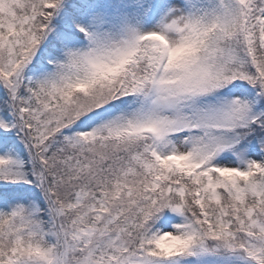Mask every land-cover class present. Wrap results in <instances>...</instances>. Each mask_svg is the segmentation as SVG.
<instances>
[{
  "label": "snow or ice",
  "instance_id": "snow-or-ice-1",
  "mask_svg": "<svg viewBox=\"0 0 264 264\" xmlns=\"http://www.w3.org/2000/svg\"><path fill=\"white\" fill-rule=\"evenodd\" d=\"M0 264H264V0H0Z\"/></svg>",
  "mask_w": 264,
  "mask_h": 264
}]
</instances>
